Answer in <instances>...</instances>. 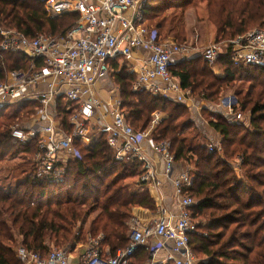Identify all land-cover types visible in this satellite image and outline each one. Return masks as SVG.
Segmentation results:
<instances>
[{
	"label": "trees",
	"instance_id": "trees-1",
	"mask_svg": "<svg viewBox=\"0 0 264 264\" xmlns=\"http://www.w3.org/2000/svg\"><path fill=\"white\" fill-rule=\"evenodd\" d=\"M163 1L168 6L174 3L148 0L145 14L149 26L158 28L168 19L165 16L162 21L154 20L168 7L159 5ZM204 1L218 33L235 22L245 28H264V0ZM77 17L68 13L51 19L32 0H0V23L29 38L36 33L59 36ZM202 58L191 57L171 69L183 88L212 99L237 79L251 83L246 92L231 86L236 89L238 109L243 111L250 106V127L232 124L236 121L230 123L221 117L208 122L220 135L223 153L217 148L210 151V143L198 140L199 130L196 134H184L193 128L192 120L180 118V111L187 110V106L149 90H133L134 77L123 69L113 74L120 87V110L125 122L136 131L148 127L155 111H164L166 116L153 128L151 139L169 141L175 164H191L187 170L193 181L184 190L195 200L190 216L196 231L189 242L198 264H264V66H233L227 47L216 60L225 74L219 78ZM29 61L23 53L0 54L3 73L26 68ZM253 71L259 76H254ZM26 105H31L28 111L36 107L35 102L24 100L0 107V119L6 118L0 121V162L22 156L19 162L0 166V264H23L14 255L18 245L42 252L49 249L50 243L67 245L95 212L88 226L90 239L100 235L99 242L110 255L126 247L130 241L128 221L132 208L151 202L146 190L134 189L135 180L126 181L144 172L141 163L115 160L114 151L99 137L89 146L78 144L81 157L67 160L64 182L56 184L38 178L32 163L34 142L20 143L10 134L14 119ZM67 114L62 115L64 121ZM234 156L240 158L244 168L241 177L234 172L230 160ZM12 230L21 236L20 242ZM144 257L148 258V253L141 249L129 264H143Z\"/></svg>",
	"mask_w": 264,
	"mask_h": 264
},
{
	"label": "built area",
	"instance_id": "built-area-1",
	"mask_svg": "<svg viewBox=\"0 0 264 264\" xmlns=\"http://www.w3.org/2000/svg\"><path fill=\"white\" fill-rule=\"evenodd\" d=\"M32 1L40 4L51 19L68 13L78 16L59 36L36 33L29 38L0 23V54L18 52L30 58L26 68L3 73L0 67V107L20 100L36 103L28 122L10 127L11 136L20 143L34 142L35 175L56 184L64 182L67 160L81 157L78 144L89 146L103 137L114 151L115 160L141 163L144 172L137 177L138 183L156 188L159 180L155 162L144 147L149 139L152 150L163 162L166 177L172 181L176 210L159 203L156 218L148 223L131 216L130 241L113 255L102 248L98 235L86 242L87 249L82 253L74 251L76 236L70 252L60 248L42 252L18 245L16 257L23 264H129L130 258L144 249L148 258L143 264H198L189 242L190 235L196 231L190 216L195 200L184 190L193 178L187 169L175 171L168 140L151 139V131L161 119L159 113H153L145 130L136 131L125 122L118 98L110 109L111 119L106 120L107 114H97L107 104L98 96L95 86L101 77L110 74L113 61L129 56L134 48L143 47L149 56L134 78L132 89L149 90L176 102L190 100V90L181 86L171 69L177 62L191 58L194 51L178 44L174 38L163 37L147 24L148 0ZM222 45L230 47L233 66H264V31L238 32L226 41H214L207 46L203 58L221 78L225 74L215 66L223 53ZM173 56H178V60H173ZM228 104L225 113L235 120L241 119L242 115L233 113L229 101ZM64 114H67L65 121ZM208 147L210 151L220 149L215 143Z\"/></svg>",
	"mask_w": 264,
	"mask_h": 264
},
{
	"label": "rangeland",
	"instance_id": "rangeland-1",
	"mask_svg": "<svg viewBox=\"0 0 264 264\" xmlns=\"http://www.w3.org/2000/svg\"><path fill=\"white\" fill-rule=\"evenodd\" d=\"M162 1V0H161ZM174 2L173 5L168 6L166 2L159 3V5H162L163 7H167L166 10L160 11L158 17H156L154 20H159L162 21L163 17L165 16L168 17V19L165 21H162V24L160 27L156 28L154 25L150 24L151 28H154L157 30L158 33H160L162 36L166 37H175V41L183 46H186L187 49L190 48V50H194L196 53H199L200 51L206 50L207 46H209L212 42L214 41H226L229 38L234 37V34L238 32H247L249 30H255L254 28L256 27H244L242 26L239 22L232 23L227 29H224L221 33L217 32V28L214 25V21L210 19L209 17V11H208V6L206 1L204 0H183V1H177V0H169ZM201 6H207L205 15L202 16L199 14V7ZM153 22V21H152ZM210 26L214 27V36L212 38H209L210 36ZM261 31H264V28H261ZM189 47V48H188ZM226 49L225 45H222V51ZM200 50V51H199ZM194 56V55H193ZM192 56V57H193ZM176 58V57H172ZM210 68V67H209ZM254 76H259L257 72H252ZM116 77V76H115ZM114 77V81L116 82V79ZM244 78V77H242ZM259 78V77H258ZM262 79H264V76H261ZM134 78H132L133 82ZM253 82V81H251ZM232 84V85H231ZM250 81H247L246 79H237L233 83H230L228 88H225L220 90L217 96H215L212 99H205L203 98V94H199L198 91H190V106H187V110H181L182 116L180 117L181 119H186L189 118L192 120L191 122L193 123V128L188 129L184 131V134L190 135V134H196L197 132L200 131V135L198 140L201 142H209V140H206L203 137V133L207 132L209 135L212 133L215 135L217 134L218 141L215 144H218L220 147V135L219 133H216L208 124L209 120L217 119L218 117H221L225 120H228V122H235L232 124H247L250 127V114H249V107L248 106L246 109L243 111H240L238 108V102H237V94H236V89L231 87V86H238L243 92H246L248 86H249ZM118 88V94L120 97V87L119 84H117ZM140 90V89H137ZM110 92H104V96L109 98ZM104 98V97H103ZM228 101L231 105V108L233 110V113H240L241 119L235 120L234 116L231 114H226V108L228 109ZM31 105H26L24 108L18 113V116L14 119V122L12 123L11 126H18L21 123L28 122L30 118L32 117V114L34 111H28ZM218 106H221L220 108ZM29 108V109H28ZM236 109V110H235ZM219 110V111H218ZM164 112V111H163ZM4 116L0 119L3 120ZM6 118H4V121ZM264 124V123H262ZM198 126V127H196ZM196 128V129H195ZM199 130V131H197ZM238 130V129H237ZM214 131V132H213ZM239 133L243 132V129L241 131H238ZM222 147V146H221ZM224 147V146H223ZM220 153H223L222 148L219 150ZM19 156L12 158V159H7L8 161H1V164H11L13 162H19L20 161ZM230 160H232V166L234 167V172L238 175V177H241V175L244 174L243 170L244 168L241 166V161L240 158L234 156L233 158L231 157ZM191 166V164L188 163H182V167L184 169H188ZM1 171V170H0ZM136 180V177L134 179H126L127 182L132 183ZM136 189V187H134ZM148 193V192H147ZM149 194V193H148ZM146 199V198H145ZM96 214L92 213L91 218H88L85 223L82 225V229H80L77 234L71 238L69 243L64 246H55L53 243L49 244V249L50 248H60L67 250L68 252L72 251L71 248L75 244L74 238L76 236L78 239L76 241L86 243L88 239H90V235L87 234L88 232V226L90 224V219L93 218V216ZM78 230V229H77ZM12 233L14 234V237L20 242L21 241V236L18 235L17 233H14L12 230ZM71 242V243H70ZM102 248H106L105 245H102ZM37 249V248H36ZM108 250V248L106 249ZM16 251V248L14 249ZM16 253L14 252V255ZM146 257L143 258V260ZM140 259V258H139Z\"/></svg>",
	"mask_w": 264,
	"mask_h": 264
},
{
	"label": "crops",
	"instance_id": "crops-1",
	"mask_svg": "<svg viewBox=\"0 0 264 264\" xmlns=\"http://www.w3.org/2000/svg\"><path fill=\"white\" fill-rule=\"evenodd\" d=\"M206 9H207V6L199 7V14L204 16ZM209 29L211 32L209 35L210 36L209 38H212V36H214V27L210 26ZM171 38L175 39L174 36H172ZM204 51H200L199 53H196L194 51L193 55L194 56H203ZM148 56H149V51L147 49H145L143 47H138V48H134L129 56L118 57L117 60H115L111 63V70L112 71L110 72V74H108L107 76L101 77L99 82H97L95 84L98 96L102 100H104L107 104V105H102L100 110L97 112V114H99V113L107 114V115H105V119L106 120L111 119V117L109 115L110 109L113 108L112 106H115V104H114L115 99H118V98L120 99L119 94L116 91V88H118V86L114 81L113 74L118 72V70L123 69L126 74H130L134 78H136V76L140 72L141 68L145 65V62H146ZM173 57H176V58H173V60H178V56H173ZM188 59H190V58H188ZM202 59H205V58H202ZM215 68L218 71L224 72L217 64H216ZM210 70L213 72V74L216 77L221 78L220 76L217 75V72H215V70L213 68H210ZM156 83L158 84L159 87L162 86L161 82L156 81ZM106 91L110 92L109 98L104 96V92H106ZM177 103H182L185 106H190L189 100H185L183 102H177ZM155 112L159 113L161 119H163L166 116L163 111H155ZM150 137H151V134H150ZM203 137L206 140H209L210 143H217L218 138H219L217 136V134L214 135L212 133L211 135H209L208 131L203 133ZM150 143H151V141L148 139L145 142L144 147H145L146 153L155 162V168L157 171V178L159 180V184L155 188L152 185H139V184H137L138 183L137 180H135L134 187L139 188V191L140 190H146L149 193V197H150L151 202L149 203V205H136L132 208V211H131L132 216H136L137 218H139V220L141 222H145V223H148L151 220L156 218L159 203L164 204L171 211L176 210V200H175V195H174V188L172 186V181L170 178L166 177L165 172H164L163 162L159 158V156L152 150ZM4 161H8V160L6 159ZM182 170H185L182 167V164H176V170L175 171L180 172ZM91 217L92 216L90 215L89 218H91ZM91 220L92 219H90V221ZM86 249H87L86 243L77 242V244L75 245L74 251L76 250L79 253H82Z\"/></svg>",
	"mask_w": 264,
	"mask_h": 264
}]
</instances>
